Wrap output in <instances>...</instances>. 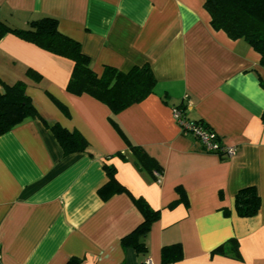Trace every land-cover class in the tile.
Masks as SVG:
<instances>
[{"label":"crops","instance_id":"obj_1","mask_svg":"<svg viewBox=\"0 0 264 264\" xmlns=\"http://www.w3.org/2000/svg\"><path fill=\"white\" fill-rule=\"evenodd\" d=\"M42 17L56 18L80 42L98 75L105 66L128 72L148 64L157 84L113 114L100 100L67 90L72 60L14 33L0 40V80H24L38 112L0 135V264H163L162 249L173 244L183 253L173 264H264L260 54L215 29L205 0H0V19L12 27ZM29 69L41 79L28 77ZM173 106L236 153L206 151L183 133ZM111 118L163 168L158 180L136 164ZM55 123L79 131L87 150L65 154ZM106 166L130 193L110 194ZM247 186L257 188L261 207L241 217L235 196ZM132 196L161 211L145 255L122 243L143 221ZM231 239L240 259L213 253Z\"/></svg>","mask_w":264,"mask_h":264},{"label":"trees","instance_id":"obj_2","mask_svg":"<svg viewBox=\"0 0 264 264\" xmlns=\"http://www.w3.org/2000/svg\"><path fill=\"white\" fill-rule=\"evenodd\" d=\"M205 6L211 15L212 26L217 30H224L232 39L247 41L260 54V63L264 66V0H205ZM7 33H14L53 54L72 60L74 67L67 90L76 95L88 94L100 100L111 109L113 114L144 100L155 92L157 79L148 64L135 66L128 72L105 66L103 73L98 75L91 67V58L82 51L80 42L63 34L59 30L56 18L34 19L26 28L12 27L0 19V40ZM27 75L35 81L41 79V75L32 69L27 71ZM0 83L3 85V91H0L1 135L25 119L37 116L38 112L31 97L26 93L27 84L24 80H18L14 84H5L0 80ZM262 84L264 86V82ZM111 121L124 137L129 150L135 157L136 164L141 169L152 173L154 177V171L162 173L163 168L158 162L141 146L132 143L112 118ZM51 129L61 143L65 154L85 151L89 147L87 140L77 130L70 131L58 123L52 125ZM106 168L110 177L108 184L110 194L130 193L124 185L116 181L114 168L111 166ZM177 189L181 191L179 200H184L183 191L180 188ZM132 199L141 211L143 221L131 233L123 237L122 243L145 255L148 251L145 239L153 222L160 218L161 211L154 209L143 197L132 196ZM177 202L178 200L171 205ZM260 207L261 197L255 186H247L237 192L235 209L239 216L252 217L259 212ZM225 213L228 215L229 211L226 210ZM213 253L241 258L236 239L217 246ZM182 257L180 244L165 246L162 249L163 264H173ZM77 263L78 259H72L67 264Z\"/></svg>","mask_w":264,"mask_h":264},{"label":"built area","instance_id":"obj_3","mask_svg":"<svg viewBox=\"0 0 264 264\" xmlns=\"http://www.w3.org/2000/svg\"><path fill=\"white\" fill-rule=\"evenodd\" d=\"M172 112L175 120L181 126L183 133H190L196 136L206 151L223 153L227 155H233L236 153L235 146L220 145L217 134L204 124L189 119L182 107L173 106ZM154 175L158 180L162 173L159 171H154ZM145 264H152V262L149 259H146Z\"/></svg>","mask_w":264,"mask_h":264}]
</instances>
